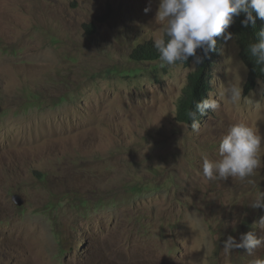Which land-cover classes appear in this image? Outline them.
Listing matches in <instances>:
<instances>
[{
	"label": "rangeland",
	"instance_id": "rangeland-1",
	"mask_svg": "<svg viewBox=\"0 0 264 264\" xmlns=\"http://www.w3.org/2000/svg\"><path fill=\"white\" fill-rule=\"evenodd\" d=\"M147 3L0 0V264L264 260V246L223 248L228 235L264 236V212L249 206L264 191V166L254 184L202 173L233 123L264 135L258 80L237 105L219 95L247 75L236 41L222 43L208 93L220 108L200 118L199 131L178 122L194 65L129 58L135 42L162 33L157 0L145 14Z\"/></svg>",
	"mask_w": 264,
	"mask_h": 264
},
{
	"label": "clouds",
	"instance_id": "clouds-1",
	"mask_svg": "<svg viewBox=\"0 0 264 264\" xmlns=\"http://www.w3.org/2000/svg\"><path fill=\"white\" fill-rule=\"evenodd\" d=\"M157 5L154 22L162 33L154 38L153 44L162 66L183 64L190 59L192 65H202L206 59H210L211 53L218 51V39L224 44L236 41V34L230 29L237 19H240L244 29L250 26L255 28L257 19L264 21V0H157ZM152 10V0H148L144 12L147 14ZM247 52L254 65L264 67V26L255 33ZM239 68L247 71L244 63H240ZM243 83V80L229 83L219 95L226 96L232 105H237L244 95ZM257 83L260 94H264V80ZM218 108L220 103L212 96L196 102L195 110L188 113L191 129H200L197 113L206 115L209 110L215 112ZM262 146L264 135H258L248 123H233L219 141V158L203 159V176L208 181L225 182L229 178H236L254 184L250 178L264 166L259 155ZM249 206L264 212V191L257 192ZM258 227L264 230V216L260 217ZM262 246L264 236H258L255 230L240 233L239 238L228 235L223 241L225 251L243 250L251 254ZM253 264H264V260L256 259Z\"/></svg>",
	"mask_w": 264,
	"mask_h": 264
},
{
	"label": "trees",
	"instance_id": "trees-1",
	"mask_svg": "<svg viewBox=\"0 0 264 264\" xmlns=\"http://www.w3.org/2000/svg\"><path fill=\"white\" fill-rule=\"evenodd\" d=\"M111 17L110 8L102 16L97 18V21H106ZM264 26V21L257 19L255 28L251 26L248 29L241 27L240 19H237L236 23L230 29L236 34V43L239 46V55L243 63L247 65V76L243 85L244 95H247L252 89H254L257 80H264V67L254 65L251 61L252 58L247 52L248 45L254 41L255 33ZM86 33L92 34L96 32V26L94 24H87L85 26ZM154 40H147L143 43L135 42L134 48L129 54V58L136 62H153L159 61V53L154 47ZM223 41L218 39L217 49L218 51L210 54V59H206L202 65H194V69L188 73L187 86L183 97L180 99L175 118L178 122L190 126L191 120L189 118V111L195 110V103L208 98V92L211 90V69L215 62V59L220 54V49ZM179 64V63H178ZM192 64L191 59L183 63L184 67H189ZM210 111V110H209ZM203 115L197 113L198 121Z\"/></svg>",
	"mask_w": 264,
	"mask_h": 264
},
{
	"label": "water",
	"instance_id": "water-1",
	"mask_svg": "<svg viewBox=\"0 0 264 264\" xmlns=\"http://www.w3.org/2000/svg\"><path fill=\"white\" fill-rule=\"evenodd\" d=\"M12 201L17 205V206H22L25 202L23 197H21L19 194H13L12 196Z\"/></svg>",
	"mask_w": 264,
	"mask_h": 264
}]
</instances>
